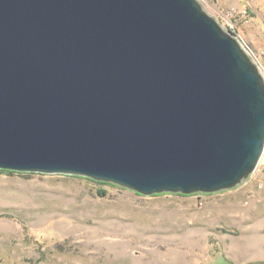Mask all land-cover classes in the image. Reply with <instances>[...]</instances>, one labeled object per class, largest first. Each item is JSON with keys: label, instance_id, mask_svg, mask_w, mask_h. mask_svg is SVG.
I'll use <instances>...</instances> for the list:
<instances>
[{"label": "water", "instance_id": "95a60500", "mask_svg": "<svg viewBox=\"0 0 264 264\" xmlns=\"http://www.w3.org/2000/svg\"><path fill=\"white\" fill-rule=\"evenodd\" d=\"M263 154L264 74L199 0H0V169L191 195Z\"/></svg>", "mask_w": 264, "mask_h": 264}, {"label": "rangeland", "instance_id": "374dc122", "mask_svg": "<svg viewBox=\"0 0 264 264\" xmlns=\"http://www.w3.org/2000/svg\"><path fill=\"white\" fill-rule=\"evenodd\" d=\"M264 74V0H199ZM232 25V29H229ZM264 264V154L235 188L142 195L74 175L0 173V264Z\"/></svg>", "mask_w": 264, "mask_h": 264}, {"label": "trees", "instance_id": "16d2710c", "mask_svg": "<svg viewBox=\"0 0 264 264\" xmlns=\"http://www.w3.org/2000/svg\"><path fill=\"white\" fill-rule=\"evenodd\" d=\"M0 173H15L14 171H9V170H3V169H0ZM96 182V181H95ZM98 184H109V183H104V182H96ZM227 264H232V263H229L227 260H224ZM244 264H260V262H249V263H244Z\"/></svg>", "mask_w": 264, "mask_h": 264}, {"label": "built area", "instance_id": "2783aa9c", "mask_svg": "<svg viewBox=\"0 0 264 264\" xmlns=\"http://www.w3.org/2000/svg\"><path fill=\"white\" fill-rule=\"evenodd\" d=\"M229 29H232V30H234L233 28H232V25H229ZM248 51V50H247ZM249 52V51H248ZM249 54L251 55V53L249 52ZM252 56V55H251Z\"/></svg>", "mask_w": 264, "mask_h": 264}]
</instances>
